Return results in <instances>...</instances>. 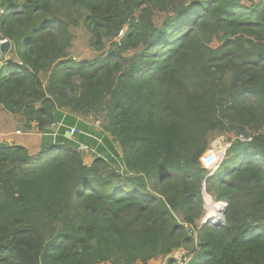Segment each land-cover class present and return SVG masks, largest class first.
Returning a JSON list of instances; mask_svg holds the SVG:
<instances>
[{
  "label": "trees",
  "instance_id": "obj_1",
  "mask_svg": "<svg viewBox=\"0 0 264 264\" xmlns=\"http://www.w3.org/2000/svg\"><path fill=\"white\" fill-rule=\"evenodd\" d=\"M0 7V108L44 133L66 113L102 114L94 133L123 164L63 128L36 154L0 141V264H177L179 249L185 264H264V0ZM80 26L108 52L74 62ZM230 132L250 137L207 176L200 157ZM80 143L98 148L89 164ZM203 183L227 202L219 226L200 224Z\"/></svg>",
  "mask_w": 264,
  "mask_h": 264
},
{
  "label": "rangeland",
  "instance_id": "obj_2",
  "mask_svg": "<svg viewBox=\"0 0 264 264\" xmlns=\"http://www.w3.org/2000/svg\"><path fill=\"white\" fill-rule=\"evenodd\" d=\"M159 20H160V18H159ZM109 47H110L109 44H105L103 51L95 50V48L90 44V35H89L88 31L83 26L73 28V40H72V47L70 49V58L74 62H78V61H82V60H94L98 56H101L102 54H106L108 52ZM1 52H2V50L0 48V67L4 62V59L3 60L1 59V56H2ZM8 56L9 55H6L5 60L8 58ZM43 79H45V78H43ZM2 114H7V113L0 108V116ZM7 115H9V114H7ZM71 119H72V116H70L68 113H66L64 118H63V121L69 127L77 125L81 129L84 127L85 128L93 127L96 132L98 131V133L103 131L102 127H103V123H104V117L102 114L91 112L87 115H83L82 117L75 116V117H73V120H74L73 123H70ZM97 121H98V126L95 127L94 125ZM220 136H223L227 141H230V142L232 140H236L237 137H239V138L240 137H243V138H249L250 137L249 132L241 133L237 136L234 133L230 132V133H226V134H223ZM220 136H217V137H220ZM94 138H97V137H94ZM100 144H103V140H102V143H100ZM84 145H86V144H84ZM97 150H98V148L96 146H93V147H90L88 151H82L84 154L85 163L89 164V162L93 160V158L96 156L95 153L97 152ZM104 151H105V149H104ZM103 153L106 157H107V154H111V157L113 158L115 164L121 168V166L123 165V164H121L122 161L119 159V158H121V153L116 152L118 155L116 153L114 154V152L111 151V149L108 150V153H105V152H103ZM112 158L107 157L108 160H110Z\"/></svg>",
  "mask_w": 264,
  "mask_h": 264
},
{
  "label": "built area",
  "instance_id": "obj_3",
  "mask_svg": "<svg viewBox=\"0 0 264 264\" xmlns=\"http://www.w3.org/2000/svg\"><path fill=\"white\" fill-rule=\"evenodd\" d=\"M4 10L0 7V18L3 15ZM5 40H0L1 42H4ZM98 125V121L95 123ZM57 128V132H53V135H56L59 133L60 129H65L69 137L72 138L76 133L79 132V130L75 127H69L67 126L63 119L59 121H55L50 125V128ZM20 129L16 130V133H19ZM239 138V137H238ZM239 139H249V138H243L240 137ZM97 143H102L101 138H97ZM231 146V142L227 141L223 136L215 137L211 140L209 147L206 149V151L203 153V155L200 157V162L202 167L206 170L207 176L212 175L214 172L217 171L219 166L221 165L222 161L224 160L226 156V152L228 148ZM78 148L82 151H88L89 146L84 144H78ZM203 188H205V184H203ZM203 195V207L205 209V213L200 220V224L203 225H211V226H219L224 223V211L227 209V202L225 201H215L213 198L207 194L206 192L202 193ZM177 264H184L182 260L178 261Z\"/></svg>",
  "mask_w": 264,
  "mask_h": 264
},
{
  "label": "crops",
  "instance_id": "obj_4",
  "mask_svg": "<svg viewBox=\"0 0 264 264\" xmlns=\"http://www.w3.org/2000/svg\"><path fill=\"white\" fill-rule=\"evenodd\" d=\"M94 126L96 127L98 125L95 124ZM70 127L77 128L79 130L78 133H81L86 138L96 137L95 133L98 132V131L96 132L93 127H88V128L84 127L82 129L79 128L77 125L70 126ZM18 129H20V132L16 133V130ZM65 129H63L65 136L69 139L74 140L73 139L74 137L70 138L69 135H66L67 131ZM57 130L58 129L56 127L50 128L48 132L44 133V132L37 130L34 127L32 129H27L23 127L22 125H20L19 123H17V121L13 119L10 115L2 114L0 116V141L22 145L28 150L30 154L38 153L41 150L42 146L44 145L55 144L57 140V135L59 133L56 135H53V132H57ZM111 144H112L111 147L103 144L102 147L105 149V151L103 152L108 153V150L111 149V151L120 153L119 146L117 145V143L112 142ZM95 154L97 156L99 153L96 152ZM184 253H185V250L183 249H179L173 253L172 256L175 259L176 263L182 260V256ZM149 264H166V260L156 259V260H152Z\"/></svg>",
  "mask_w": 264,
  "mask_h": 264
},
{
  "label": "water",
  "instance_id": "obj_5",
  "mask_svg": "<svg viewBox=\"0 0 264 264\" xmlns=\"http://www.w3.org/2000/svg\"><path fill=\"white\" fill-rule=\"evenodd\" d=\"M0 48H1L2 51H3V50L8 51L9 48H10V43H9V41H8V40H5L4 42H1V43H0ZM66 135H69L68 132H67ZM203 184H205V183H203ZM203 192H206L205 188L202 189V193H203ZM225 212H226V210L224 211V213H225Z\"/></svg>",
  "mask_w": 264,
  "mask_h": 264
}]
</instances>
